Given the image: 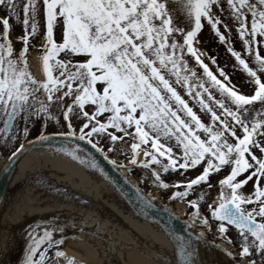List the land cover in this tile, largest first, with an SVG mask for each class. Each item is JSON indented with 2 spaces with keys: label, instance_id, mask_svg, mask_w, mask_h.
I'll use <instances>...</instances> for the list:
<instances>
[{
  "label": "snow or ice",
  "instance_id": "snow-or-ice-1",
  "mask_svg": "<svg viewBox=\"0 0 264 264\" xmlns=\"http://www.w3.org/2000/svg\"><path fill=\"white\" fill-rule=\"evenodd\" d=\"M174 2L186 19L183 26L174 23L167 0H0L6 12L0 18V136L5 145L17 142V133L27 139L39 122L34 142L62 138L72 147L58 151L106 176L95 156L79 155L85 150L76 142H86L119 169L131 171L136 165L148 170L153 185L178 189L169 199L182 202L196 191L194 186L212 188L210 174L223 169L218 196L207 204L210 218L201 214V191L186 201L194 211L185 223L194 228L199 222L210 230V220L215 221L217 234L229 244L234 242L227 233L235 230L239 251L222 249L231 264H257V256L264 264V0ZM41 12L43 78L37 79L27 53ZM21 18L24 33L18 39L23 46L16 50L9 20ZM203 22L235 58L233 70L245 74L248 92L232 83L226 66L217 65L215 74L194 47ZM56 27L62 31L59 42ZM233 29L240 50L233 47ZM208 59L217 63L214 56ZM54 105L59 111H52ZM53 121L55 131L49 133ZM105 138L129 144L127 164L109 160L101 147ZM24 149L20 140L5 170ZM178 169L199 174L176 184L162 178ZM133 188L139 213L147 216L155 197ZM164 230L174 244L169 264H197L204 233L193 240L192 233L185 238L167 225ZM64 232L62 223L37 224L27 234L21 264H60L61 259L82 264L61 250Z\"/></svg>",
  "mask_w": 264,
  "mask_h": 264
},
{
  "label": "bare ground",
  "instance_id": "bare-ground-1",
  "mask_svg": "<svg viewBox=\"0 0 264 264\" xmlns=\"http://www.w3.org/2000/svg\"><path fill=\"white\" fill-rule=\"evenodd\" d=\"M32 71L43 78L37 57ZM7 158L0 157V171ZM121 170L132 186L139 187L136 178ZM5 184L0 199V252L16 248L18 233L27 225L62 223L66 239L61 250L82 264H169L173 257L174 244L162 223L136 214L108 176L62 151L46 148L24 154ZM161 207L185 217L186 208L178 202ZM199 232L206 233L204 228L193 233ZM217 244L210 248L199 242L197 264H231L222 249L233 248L223 240ZM11 252L5 259H12Z\"/></svg>",
  "mask_w": 264,
  "mask_h": 264
},
{
  "label": "rangeland",
  "instance_id": "rangeland-1",
  "mask_svg": "<svg viewBox=\"0 0 264 264\" xmlns=\"http://www.w3.org/2000/svg\"><path fill=\"white\" fill-rule=\"evenodd\" d=\"M167 6L170 10H172V15L174 17V23H177L178 26H183L186 24V19L183 16V14L180 12L178 5L174 2V0H167ZM6 14L5 10L0 8V18L4 17ZM22 17V13H21ZM38 23H39V30L37 34L34 37H30V43H29V50L27 53V59L30 71L33 74L32 71V60L33 58L37 57L40 61V56L43 52V48L41 45L43 44V34L45 31V24L43 19V14L38 16ZM10 24V32H9V38L11 39L13 43V47L16 50H19L22 48L23 43L22 40H19L18 37H21L24 33L22 18L21 21L17 22L15 19L9 20ZM223 31V29H221ZM0 32H2V20H0ZM54 38L59 42L62 39V31L60 27H56L54 30ZM232 39H233V47L236 50H240V44L241 42L237 39L235 35V29H233L232 32ZM197 41L194 42V47L198 49L200 54L204 55L205 63L209 64L210 69L214 71L215 74L219 75L217 69V65L219 66H226V71L230 73V79L234 85L238 89H240L242 92H248V85L244 79L245 74L240 71L239 69L233 70L232 65L235 63V58L231 56L229 52H227L226 46L222 44L219 39L215 36V34L211 31L210 25H208L206 22H203V27L201 31L197 34ZM186 55H188L186 53ZM216 57V64H212L211 60L208 59V57ZM190 63L194 64V59L190 58ZM41 65V62H40ZM34 75V74H33ZM35 76V75H34ZM37 78V77H36ZM39 79V78H37ZM196 110V109H194ZM52 111H59L58 106H53ZM61 122H63L62 116H61ZM74 123H79V121H76L73 118ZM55 122H50L49 127L47 131L49 133H52L55 131ZM39 126V122H37L36 125L31 126L33 130L30 132L27 139H24L21 133H17L19 140L14 143H9L7 145L3 142V137L0 136V157L5 159L8 156L11 155V152L14 151L17 147H19L20 140H23L25 143L27 140L35 138L38 133L35 131V128ZM0 127H2V124H0ZM119 135V133H118ZM129 138L125 137V141H128ZM101 147L104 148L105 153L111 160L117 161V163H124L127 164L128 159L130 157V147L129 144L126 142L117 141L116 143H112L110 140H107L106 138L101 141ZM108 149H112L111 151H108ZM143 158V157H141ZM129 176H133L136 178V180L139 183V187L142 189L144 193H151L154 197V203L158 206H167L168 204H174V203H180L186 208V214L184 219L188 220V215L194 211L188 204L187 200H193L197 199L200 195L201 191L205 193L203 201L200 202V210L202 215H207L210 218V213L207 212V204L212 203L215 201L216 197L218 196V179L224 174L225 170H221V173L218 175L216 173L210 174V180L209 182L213 185L212 188H208L205 184H201L199 186H194L196 188V191L190 192L189 196L185 198V201H180L177 199H169L170 194L178 190L176 188H168V189H162L157 188L155 185L151 183V175L150 172L144 168H141L139 166L133 165L132 170L129 171L128 168H124ZM199 174L197 169H188L187 172H184L183 170H177L175 172L169 171L168 173H162V178L170 183V184H176L177 181H184L188 178H194L195 175ZM179 190H182L179 189ZM251 190V182H249L248 185H246L243 188V191L247 194ZM158 202V203H157ZM162 204V205H161ZM211 229H206L202 227L199 222L196 223V226L194 228H190L194 231H197L198 228H204L206 231L205 240L209 243H211L214 246H218V242L222 239L217 234V222L211 221ZM36 226L34 224L27 225L20 229L19 231V237L17 240V246L16 248H13L11 250H5L0 252V264H6L7 257L6 253H13L11 261L8 262L10 264L12 261H18L23 259L24 257V251L26 247V240H27V234L30 230L35 228ZM57 237L59 236L57 233H54ZM227 236L234 242L233 244H229L233 249L232 252L235 254L239 251V246L236 243L238 234L235 232V230H230L227 233ZM223 241L227 242L226 240L222 239ZM62 249V245L60 246ZM229 250V249H228ZM52 250H50L51 252ZM223 251V250H222ZM230 251V250H229ZM224 252V251H223ZM239 259V257H237ZM257 260V264H259V257H255Z\"/></svg>",
  "mask_w": 264,
  "mask_h": 264
},
{
  "label": "water",
  "instance_id": "water-1",
  "mask_svg": "<svg viewBox=\"0 0 264 264\" xmlns=\"http://www.w3.org/2000/svg\"><path fill=\"white\" fill-rule=\"evenodd\" d=\"M35 139L36 137L29 139L28 141L24 143L25 149L22 151L20 155H18V157L15 158L12 164L8 165L7 170H5V165L1 169L0 171V199L3 198V195L5 193V185H6L5 183L12 169L14 168L15 163L20 157H22L26 153L36 151L38 149L52 148V149L57 150L61 147H68L66 144H71V143L64 141L62 138H59V137L54 138L50 142H34ZM76 143H79L86 153H90L91 155L95 156L100 166L104 169L106 176H108L112 180L114 185L118 188V190L121 192V194L124 196V198L129 203V205L131 206V208L136 214L140 215L141 217L154 219L162 223L163 226L167 225L176 234L183 235L185 236V238H188L189 233H192V239L195 240L196 235L192 231H190V228L187 227L185 221L179 218L174 213L168 211L167 208L165 207L158 206L154 203L155 207L148 210L149 214L147 216L140 214L139 213V203L136 200L135 190L132 184L128 182V178L125 175V173L121 169L109 163L108 160H105L104 156L100 152L96 151V149H93L91 145H88L86 142H83V141H77ZM125 193L127 195H125ZM170 214H174V215L170 217ZM204 243L210 248L214 246L211 243L207 242L206 240L204 241Z\"/></svg>",
  "mask_w": 264,
  "mask_h": 264
},
{
  "label": "flooded vegetation",
  "instance_id": "flooded-vegetation-1",
  "mask_svg": "<svg viewBox=\"0 0 264 264\" xmlns=\"http://www.w3.org/2000/svg\"><path fill=\"white\" fill-rule=\"evenodd\" d=\"M22 260H23V259H22ZM22 260H20L18 264H21V261H22ZM9 261H11V259H8V260L6 261V264H8ZM17 262H18V261H16V262H15V261H12L10 264H17Z\"/></svg>",
  "mask_w": 264,
  "mask_h": 264
}]
</instances>
